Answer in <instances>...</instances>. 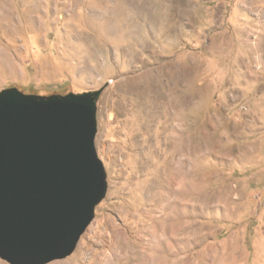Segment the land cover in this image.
Masks as SVG:
<instances>
[{
	"label": "rangeland",
	"instance_id": "374dc122",
	"mask_svg": "<svg viewBox=\"0 0 264 264\" xmlns=\"http://www.w3.org/2000/svg\"><path fill=\"white\" fill-rule=\"evenodd\" d=\"M9 87L102 89L107 192L46 264H264V0H0Z\"/></svg>",
	"mask_w": 264,
	"mask_h": 264
},
{
	"label": "water",
	"instance_id": "95a60500",
	"mask_svg": "<svg viewBox=\"0 0 264 264\" xmlns=\"http://www.w3.org/2000/svg\"><path fill=\"white\" fill-rule=\"evenodd\" d=\"M101 92L0 91V258L46 264L76 249L108 187L95 144Z\"/></svg>",
	"mask_w": 264,
	"mask_h": 264
},
{
	"label": "bare ground",
	"instance_id": "6f19581e",
	"mask_svg": "<svg viewBox=\"0 0 264 264\" xmlns=\"http://www.w3.org/2000/svg\"><path fill=\"white\" fill-rule=\"evenodd\" d=\"M56 264H66V263H56Z\"/></svg>",
	"mask_w": 264,
	"mask_h": 264
},
{
	"label": "trees",
	"instance_id": "16d2710c",
	"mask_svg": "<svg viewBox=\"0 0 264 264\" xmlns=\"http://www.w3.org/2000/svg\"><path fill=\"white\" fill-rule=\"evenodd\" d=\"M45 96L49 95V94H44Z\"/></svg>",
	"mask_w": 264,
	"mask_h": 264
}]
</instances>
